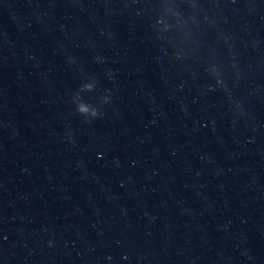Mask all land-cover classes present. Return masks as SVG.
Returning <instances> with one entry per match:
<instances>
[{"label":"water","instance_id":"95a60500","mask_svg":"<svg viewBox=\"0 0 264 264\" xmlns=\"http://www.w3.org/2000/svg\"><path fill=\"white\" fill-rule=\"evenodd\" d=\"M0 264H264V0H0Z\"/></svg>","mask_w":264,"mask_h":264}]
</instances>
